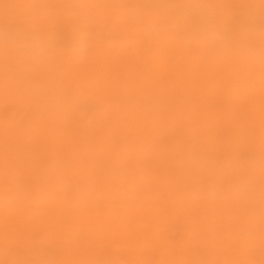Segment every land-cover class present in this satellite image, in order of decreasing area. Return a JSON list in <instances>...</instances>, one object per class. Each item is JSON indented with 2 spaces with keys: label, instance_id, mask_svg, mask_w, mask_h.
<instances>
[{
  "label": "bare ground",
  "instance_id": "bare-ground-1",
  "mask_svg": "<svg viewBox=\"0 0 264 264\" xmlns=\"http://www.w3.org/2000/svg\"><path fill=\"white\" fill-rule=\"evenodd\" d=\"M260 20L261 0H0V101H40L36 118L0 124V258L89 264L69 236L101 231L108 245L93 256L113 258L102 264H252L242 252L264 234V54L247 49L264 51ZM211 31L233 40L205 42ZM81 32L91 44L76 59ZM247 33L259 38L235 41ZM77 100L101 118L74 129ZM244 149L261 158L241 161ZM168 220L188 225L179 242L159 240Z\"/></svg>",
  "mask_w": 264,
  "mask_h": 264
},
{
  "label": "rangeland",
  "instance_id": "rangeland-1",
  "mask_svg": "<svg viewBox=\"0 0 264 264\" xmlns=\"http://www.w3.org/2000/svg\"><path fill=\"white\" fill-rule=\"evenodd\" d=\"M114 1V0H111ZM264 3V0H261ZM185 8L183 5H179L175 10L178 12L179 10ZM247 8L246 5H243L239 2H236L235 6L233 7V10H237V11H245V9ZM124 15V17L130 21V20H134L135 17L133 14L130 13H126V11H123L122 13ZM40 16V15H39ZM233 19H226L225 20V24L229 25L230 22H233ZM263 24H264V20H260ZM114 26V25H113ZM31 29L35 28L34 27H30ZM114 29H118V27L114 26ZM147 32L145 30L136 32L135 36L137 38H143L145 36H147ZM1 34V33H0ZM21 36V35H20ZM24 38V35H23ZM6 40V38L4 39V41ZM27 42V41H26ZM100 42V41H99ZM175 63L171 64L170 69H167L165 71V74L167 73H172L173 71H178V68L180 67V65H174ZM133 66L128 67L129 69L132 70L134 74V69ZM184 67V65H182ZM41 89L40 88H34L32 89V93L33 94H37V92ZM138 91H140L138 89ZM240 91H242L240 89ZM139 93L136 92V87L135 86H130V89H127V100L129 98V96H131V98L133 96H137ZM39 99H37L36 101H33L30 105H26L24 104V107L19 104L16 99L13 98H6L2 101H0V124H2V122L7 126V125H11L13 123L19 122L21 124H24L25 121L31 120L32 118H36L37 115L39 114L37 111V107H38V103H39ZM74 104V109L71 111L70 113V117L71 120H74V123H77L78 126L74 125V129H78V127L83 126V124L81 122H86V120H91L92 118H101L99 117L100 115L97 114V112H95V109L93 108L92 104L87 102L86 100H77L76 102L73 103ZM141 107V104L139 105ZM137 111V110H136ZM52 112H47L44 113V115H48ZM56 115H59L57 113H55ZM62 115V114H60ZM41 116V115H40ZM63 116V115H62ZM42 117V116H41ZM164 157H170V155L168 156H164ZM162 157V158H164ZM239 157L241 161H244L245 163L249 164L251 162H253L256 158H261L260 155L255 156L253 154V152L250 149H244L242 151H240L239 153ZM211 170V169H210ZM159 171V170H158ZM164 172H162L163 174ZM164 176V175H163ZM151 205L149 204L147 207H150ZM130 205H127V209L130 208ZM136 212V211H135ZM121 213V212H120ZM133 214V212H129L127 210V219ZM188 230V225H186L184 223V221H173V220H168L167 223H165L164 225V229H162V231L160 232V237L161 239L159 240H164L165 242L168 243H176L179 242L182 237L183 234L187 233L186 232ZM206 229H204L203 227H197L196 229H194V233H206L205 231ZM83 231H77L76 233L72 234L69 236V238H74V235L79 234L80 236H78L77 239H80L78 241V243H73L72 245H76V249L75 250H81V254H84V256H86L89 259V264H102L103 263H109L111 261V259L113 258H108L105 259L108 254L107 252H105V249L99 250V256H93L95 251H96V247H103V244H107L108 245V240L103 238L100 234L102 233L101 231H98L96 234H90V236H87V234L82 235ZM135 234V231H127V234ZM83 237H82V236ZM100 235V236H99ZM97 237L98 240H96L94 237ZM264 234L263 233H259L256 236L253 235H249L247 236V239L245 240L246 242L249 240V243L246 247V249L242 252V256L246 257L252 264H264ZM85 237V238H84ZM135 238V236L133 237ZM76 239V240H77ZM70 241L68 240V244ZM107 242V243H106ZM99 243V244H97ZM44 247V246H43ZM85 248V249H84ZM109 248V247H107ZM104 252L105 254L102 255L101 253ZM95 257V258H94ZM243 257V258H244ZM0 264H11L10 261H8L5 257L4 258H0Z\"/></svg>",
  "mask_w": 264,
  "mask_h": 264
},
{
  "label": "clouds",
  "instance_id": "clouds-1",
  "mask_svg": "<svg viewBox=\"0 0 264 264\" xmlns=\"http://www.w3.org/2000/svg\"><path fill=\"white\" fill-rule=\"evenodd\" d=\"M203 6L197 2H193L190 5V11L192 13H195L197 11H199ZM259 36L255 33H247V34H243L240 37L237 38V40L235 41H239V42H243V41H253L258 39ZM205 42L207 41H213V42H220L223 44H227L229 43L230 40H233L231 38H228L226 36H224L221 32L219 31H211L205 34ZM91 44V40L90 37L88 35L87 32H81L78 34L77 38H76V44L75 47L73 49V55L76 59H80L83 57L84 54H86L88 48L90 47ZM39 43L38 42H34V44L32 45V47H38ZM247 54L253 58L264 54V51H257L256 48L254 47H248L247 49Z\"/></svg>",
  "mask_w": 264,
  "mask_h": 264
}]
</instances>
